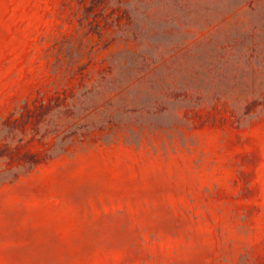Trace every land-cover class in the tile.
I'll return each instance as SVG.
<instances>
[{"label": "rangeland", "instance_id": "obj_1", "mask_svg": "<svg viewBox=\"0 0 264 264\" xmlns=\"http://www.w3.org/2000/svg\"><path fill=\"white\" fill-rule=\"evenodd\" d=\"M0 264H264V0H0Z\"/></svg>", "mask_w": 264, "mask_h": 264}]
</instances>
